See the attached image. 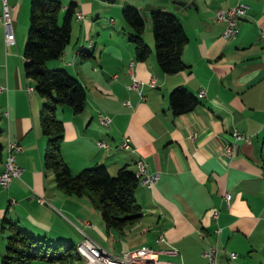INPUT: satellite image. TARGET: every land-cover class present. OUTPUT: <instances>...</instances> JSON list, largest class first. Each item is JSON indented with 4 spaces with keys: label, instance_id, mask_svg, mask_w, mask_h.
Returning <instances> with one entry per match:
<instances>
[{
    "label": "crops",
    "instance_id": "1",
    "mask_svg": "<svg viewBox=\"0 0 264 264\" xmlns=\"http://www.w3.org/2000/svg\"><path fill=\"white\" fill-rule=\"evenodd\" d=\"M6 1L15 44H5L2 23L0 127L6 150L0 170L7 141H14L20 146L13 157L21 172L7 188L0 187V231L4 219L50 243L76 245L89 238L113 254L146 246L158 260L178 264H203L209 244L216 246L218 264H264V0H181L178 6L175 0H130L138 8L150 2L179 19L187 36L181 50L185 68L175 73L158 68L149 24L142 32L149 55L134 58L131 28L120 14L122 0H72L83 17L71 16L68 43L58 58L45 63L65 70L85 90L80 112L62 107L67 119L60 118L61 158L71 173L101 164L110 175L121 166L136 173L135 160L141 158L156 175L149 188L137 184L140 216L119 231L121 236L105 229L86 196L63 193L43 168L42 99L27 91L21 57L20 68L12 61L28 0ZM68 1L61 0L62 8ZM237 2L246 4V11L235 20L236 32L226 34V22L214 12ZM1 13L0 4L2 22ZM133 79L141 83L138 88L131 87ZM175 86L198 99L194 108L176 116L168 107ZM98 112L111 119L102 124L104 130ZM234 129L248 140L234 141ZM124 137L128 150L120 147ZM229 144L231 156L221 152ZM224 193L230 195L228 207ZM109 233L116 239L106 242ZM113 241L117 248H111Z\"/></svg>",
    "mask_w": 264,
    "mask_h": 264
},
{
    "label": "trees",
    "instance_id": "2",
    "mask_svg": "<svg viewBox=\"0 0 264 264\" xmlns=\"http://www.w3.org/2000/svg\"><path fill=\"white\" fill-rule=\"evenodd\" d=\"M75 12V2L72 0L63 8L61 0L28 1L27 30L21 52L22 76L32 80L33 90L42 99L38 120L41 133L46 138L43 168L52 172L55 187L67 195L86 196L99 211L106 230L122 231L124 226L135 222L140 216V208L134 197L135 188L140 182L137 174L121 166L114 175H110L101 164L82 168L72 174L59 152L63 126L55 116V109L65 105L73 114L80 112L85 103V90L65 70L47 68L45 63L58 58L68 43L70 18ZM121 16L131 28L128 38L133 45L134 58L144 60L150 52L142 38L145 19L136 6L128 3L121 8ZM149 19L158 68L164 73L184 69L181 50L187 36L179 19L161 7L150 10ZM197 103V97L183 86H175L168 94V107L174 116L191 110ZM2 131L0 127V135ZM2 149L0 143V162ZM3 223L7 226L8 234L0 264H29L33 258L70 264L74 259H83L71 242L50 243L44 237L34 236L9 221L3 219ZM43 247L44 252H41Z\"/></svg>",
    "mask_w": 264,
    "mask_h": 264
},
{
    "label": "built area",
    "instance_id": "3",
    "mask_svg": "<svg viewBox=\"0 0 264 264\" xmlns=\"http://www.w3.org/2000/svg\"><path fill=\"white\" fill-rule=\"evenodd\" d=\"M2 13H1V19L3 23V37L5 44H10L13 41V33L10 30L9 24H10V11H9V5L6 0H2ZM246 11V4L237 2L234 5L226 8V9H217L214 12L215 18L217 20H224L226 22L225 27V33L233 35L236 32V28L234 26L235 20L240 16L241 14H244ZM77 18L83 17V12L81 10L77 9V15H75ZM264 35V31L262 32ZM140 82L136 79L132 80L131 87L138 88L140 86ZM148 85L150 87L154 86L153 80H150ZM202 94V91L199 92V95ZM126 105H128V102H124ZM98 120L103 125H108L109 121L107 117L101 116L98 114ZM232 139L234 141L238 140H248V138L242 134L241 132L237 130H232L231 132ZM98 145H103L99 143ZM120 147L123 149L128 150L129 147V140L127 137H124L122 141L120 142ZM20 150V146L18 143L14 141H7V151H8V162L6 164V167L2 170H0V187L5 189L9 186L10 182L13 178H16L19 176L21 172V168L15 163L13 153ZM223 154L231 156L233 154V146L232 145H224L221 151ZM136 169L138 170L143 185L146 187H151L154 179L156 178V175L153 173H149L147 171L146 162L138 158L135 160ZM229 199L230 195L228 193L223 194V201L225 207L229 206ZM11 202V199L9 200ZM212 218L215 219L217 216V211L213 210ZM219 228L216 227L213 230L214 234L219 233ZM81 244V250H86L88 254V264H178L173 263L169 261H160L157 259L155 253L147 248L146 246H142L141 248H134L132 250L126 251L119 256L112 255L106 251H104L102 248H100L94 241H92L89 238H84L80 241ZM202 256L204 258L203 264H217L216 258L213 257V254L211 251H208V245L204 249ZM229 257L233 259L235 257L234 252L229 253Z\"/></svg>",
    "mask_w": 264,
    "mask_h": 264
},
{
    "label": "rangeland",
    "instance_id": "4",
    "mask_svg": "<svg viewBox=\"0 0 264 264\" xmlns=\"http://www.w3.org/2000/svg\"><path fill=\"white\" fill-rule=\"evenodd\" d=\"M29 1V0H28ZM28 1H27V7H28ZM128 1V4H131V2H130V0H127ZM132 5V4H131ZM134 6V5H133ZM138 8V7H137ZM120 14H121V11H120ZM73 15H75V14H73ZM27 17H28V13H27ZM71 19V18H70ZM96 19H99V18H96ZM61 20V15L59 16V21ZM145 23H144V28H145V26H146V24H149V32L151 33V36H152V32H151V23H150V19H149V17H147L146 19H145V21H144ZM9 27L11 28V24H9ZM1 30H2V22L0 21V33H1ZM26 30H27V21L24 23V27H23V32H22V39H20V41H21V43L19 44L18 43V48L15 50V52H14V56H13V58H12V61L13 62H17V65H18V68H20V57H21V52H22V47H23V44H24V39H25V35H26ZM15 44V39H14V36H13V41H12V43H10V44H7V45H14ZM153 46V45H152ZM5 50V49H4ZM5 53H7L6 51H5ZM12 57V56H11ZM21 74H22V71H21ZM23 77V76H22ZM23 79H26L27 80V86H30L32 89H33V83H32V80L31 79H29V78H24L23 77ZM28 88V87H27ZM28 91V90H27ZM33 92H35L34 90H33ZM62 107H67V106H65V105H62V106H57L56 107V109H55V112H56V115H57V118L59 119V120H61V119H63L64 118V120H66L67 119V117H65V112L64 111H62ZM98 114H100L101 116H105V117H107L108 118V120H111L110 119V117L108 116V115H106V114H104V113H101V112H98L97 114H96V118H97V120H98ZM61 118V119H60ZM61 122L63 123V120H61ZM65 122V121H64ZM98 122L101 124V122L98 120ZM110 122V121H109ZM101 126H102V124H101ZM103 127V130H104V126H102ZM106 128V127H105ZM5 135H3V134H1L0 135V143H1V145L2 144H4L5 143V141H4V137ZM5 146H6V144H5ZM5 147H3V149H2V158H3V156H4V152H5ZM2 161V160H1ZM92 166V165H91ZM89 167V166H88ZM69 168V167H68ZM46 171V173H48L49 175H50V173H51V171H49V170H45ZM78 172V171H77ZM77 172H75V173H77ZM116 172V171H115ZM115 172L112 174V175H114L115 174ZM75 173H72V174H75ZM97 209V208H96ZM3 224H5V223H3ZM109 231H117V230H113V229H110ZM104 233H106V232H104ZM7 234H8V232H7V228H6V226H4V229L3 230H1L0 231V257H1V255H3V253H4V251H5V243L3 244V245H1V238H3L2 236H4V241H5V237L7 236ZM111 234L109 233V236H108V234H107V237H105L104 236V240H106V242H111L112 240H114V239H116V236H115V238H113V237H111L110 236ZM115 235H118V236H121V233L119 232V231H117V234H115ZM47 240V239H46ZM78 244V243H77ZM77 244H76V248H77ZM108 244V243H107ZM112 244V243H111ZM113 247H111V248H117V243H114V241H113ZM138 248H140V247H138ZM44 247L43 248H41V252H44ZM50 250V248L49 247H47V251H49ZM131 250V249H130ZM129 251V250H128ZM124 252H126V251H123V252H121V253H118V254H113V253H111V252H108V253H110V254H112V255H117V256H119L120 254H122V253H124ZM83 261H84V263H83ZM29 264H57L56 262H50V261H46V260H43V259H39V258H33V259H31L30 260V262H29ZM70 264H86L85 263V260L84 259H80V260H77V259H74V260H72V262L70 263Z\"/></svg>",
    "mask_w": 264,
    "mask_h": 264
},
{
    "label": "bare ground",
    "instance_id": "5",
    "mask_svg": "<svg viewBox=\"0 0 264 264\" xmlns=\"http://www.w3.org/2000/svg\"><path fill=\"white\" fill-rule=\"evenodd\" d=\"M0 4L2 5V0H0ZM1 9H2V6H1ZM75 14L77 15V11L75 12ZM27 90L32 91L33 89L32 88H27ZM7 162H8V151H7V157L3 161V168L2 169H4L6 167ZM136 174H137L138 178L140 179V182L143 184L142 178H141L138 170H137ZM76 249H77V252L79 253V255L81 257H83V259L85 260L86 264H88V254H87V251L86 250H81V244H80V242L77 244V248ZM208 251H211V253L213 254V257L216 258V253L217 252H216V246L215 245H209L208 244ZM216 262H217V259H216ZM217 264H218V262H217Z\"/></svg>",
    "mask_w": 264,
    "mask_h": 264
},
{
    "label": "water",
    "instance_id": "6",
    "mask_svg": "<svg viewBox=\"0 0 264 264\" xmlns=\"http://www.w3.org/2000/svg\"><path fill=\"white\" fill-rule=\"evenodd\" d=\"M105 1L113 2V1H115V0H105ZM122 3H123V4H127L128 1H127V0H122ZM174 3H175L176 6H178V5L182 4V1H181V0H175ZM156 7H158V6H155V5H153L152 3H150V2H144V3L142 4V6L138 8V10H139L141 16H142L144 19H146V18H147L146 11H150V10L156 8Z\"/></svg>",
    "mask_w": 264,
    "mask_h": 264
}]
</instances>
